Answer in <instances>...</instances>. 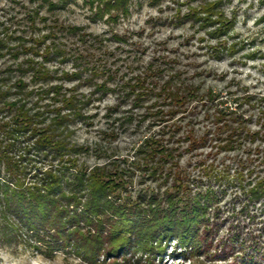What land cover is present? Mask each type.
Returning <instances> with one entry per match:
<instances>
[{"label": "rangeland", "instance_id": "1", "mask_svg": "<svg viewBox=\"0 0 264 264\" xmlns=\"http://www.w3.org/2000/svg\"><path fill=\"white\" fill-rule=\"evenodd\" d=\"M206 3H215L209 14L200 10ZM0 4V38L10 37L12 48L0 57V71H15L31 59L43 63L53 77L36 83L30 70L24 75L13 71L8 84L24 80L30 93L27 107L35 109L38 103L47 110L42 127L50 124L52 111L63 109L64 98L75 97L76 109H81V117L70 119L63 134L67 146L77 149L64 159L74 163L59 161V156L47 159L26 138L29 134L16 136L13 155L15 160L23 157L24 186L49 166L67 181L77 171L86 175L105 167L127 172L123 179L128 184L108 193L117 207L137 209L140 197L161 196L176 183L180 194L191 198L213 192L208 231L201 228V252L181 247L175 236L160 242L145 237L137 242L131 236L129 247L110 254L115 248L110 243L98 251L91 249L94 243L81 245L97 235L99 219L104 220L100 233L107 235L114 212H99L97 220L89 214L92 225L75 222V230L70 223L63 228L58 223L42 231L14 215L13 201L7 202L0 190V264H31L38 256L49 264H238L241 260L232 255L239 249L232 253L229 244L233 234L264 246V198L249 202L248 192L264 182V0H130L127 12L106 9L102 0ZM18 48L15 60L11 54ZM54 86H61L58 94L41 93ZM69 112L64 108L61 114ZM233 130L238 132L231 137ZM150 138L162 139L175 156L155 176L158 157L146 162L143 154L136 155ZM62 189L85 201L81 189L73 193L67 183ZM54 198L58 208L67 204L59 195ZM73 210L82 212L81 206ZM84 250L97 254L85 258Z\"/></svg>", "mask_w": 264, "mask_h": 264}, {"label": "trees", "instance_id": "2", "mask_svg": "<svg viewBox=\"0 0 264 264\" xmlns=\"http://www.w3.org/2000/svg\"><path fill=\"white\" fill-rule=\"evenodd\" d=\"M102 1L106 9L112 8L127 12L126 8L130 0ZM212 7H215V3H206L201 6L200 10L202 13L209 14L211 13ZM194 12H198V10ZM203 19L205 22H209V17H203ZM230 25L231 23L228 22V26ZM9 39L10 37L0 38L1 58L12 50V48L10 49L9 47ZM36 44H39V42ZM20 45L23 46V43H19V46ZM37 46L38 45H36V47ZM36 54H38V51H36ZM11 56L17 60L19 58V48L17 52L11 54ZM44 60H48L47 54L44 55ZM25 63V67H23V63L17 64L15 71L12 70L11 67L5 69L6 71H0V115L3 114L0 123V169L3 167L4 172L8 174L7 178H3L0 175V190H4L3 196L7 202L13 201L12 213L18 216L21 221L25 222L28 227L33 229H40L41 227L43 231L46 226L49 225V227H52L56 226L58 223L60 225L59 227L62 228L69 223L73 225L75 222L79 223L81 221L87 225L91 224L93 220L89 214H94L92 216H96L97 220L99 219L98 213L104 212L107 209L106 211L110 210L117 215L116 219L112 221V228L107 235L102 236L100 232L104 230L102 225L104 220L99 219L100 222L97 221L99 225L96 226L95 230V232H98L96 233L97 235H94L95 237L93 240H88L86 245H81L82 249L84 246H87V244L94 243L91 245V249L96 248L97 250L104 243H110L111 247H115L111 248L110 251L108 250L109 253L112 254L115 251L117 252V250H123L129 247L131 245L129 242L131 236L134 241L145 237L148 238L147 240H157L159 242L163 239H169L171 236H175L181 247L185 249L190 248L197 253L201 252V228L203 226L204 229H206V225L210 221L207 217L210 204L213 200V192H210V190L209 193L207 192L204 195L198 194L191 198L186 194L181 195V192L178 190L179 187H177L180 184L176 183L173 186L174 190L166 189L161 196L156 194L150 195V197H140L139 200L134 203L137 209L123 206L117 207L114 201L108 199V193H118L119 189L124 187L123 184H128V182H125L123 179V175L127 172L120 168H115L113 171L112 169L106 170L105 167H95L86 175L85 170L77 171L74 179L72 181H67L68 178L63 177L64 173L57 174L51 166H49L44 170L40 169L39 173H37V175H39L35 182L24 186V182L20 178L22 172L19 169V162L23 160V157L20 155L19 159L15 160L13 155L17 140L16 136L23 135L25 137L29 134L26 138H31L34 149L38 154H44V157L47 159L49 157L56 158V156H59V161L74 163L75 161L70 157L64 159V156L69 155L68 153L70 151L75 152L74 150L77 149H70V147L67 146L63 134L66 132L64 130L68 128L70 119L81 117V109H76V98H64L62 99V108L70 109L73 113L61 114L63 109H56L52 111L56 112V114L50 124L47 127H42V124H44L43 118L47 110H40V108H38L40 106H37L38 103L34 104L36 106L35 109L27 107L26 99L30 96V93L26 91L27 85L24 80L18 79L14 83V87H11L8 83L12 78L11 74L13 71L24 75L30 70L33 74L32 80L36 83H44L53 77H51V71L46 69L43 63L38 64L31 59L25 61ZM64 76L67 78L70 77L68 74H64ZM13 88H17V91H12ZM60 89L61 86H54L51 87L50 90H42L41 93L44 92V94L48 96L49 91L52 90L55 94H58ZM178 103L180 105L183 104L184 98ZM222 118L223 117L219 115L216 120L219 121ZM236 132L238 131H231L230 136L232 137ZM187 137L191 139L190 135ZM228 141L230 142V140ZM141 148L143 149H138L136 155H138V153L143 154L145 157L144 161H154L155 158L158 157L156 161L157 166L153 167L151 173L152 176H155L158 170L164 168L166 160L175 157L172 152L164 146L162 139H146L141 145ZM50 153L53 154V156H49ZM138 168H141V164L138 165ZM64 183H67L70 188L74 189L73 193H75L77 189L86 192V195L84 194L85 201L82 203L75 194H72V196L67 195L65 190L62 189ZM176 187L177 189H175ZM248 192L250 193L249 202L262 200V198H264V182L261 181L256 183ZM58 195L67 200V204L61 208L56 207V204L59 203V199L54 198V196ZM75 206H81V211L87 213H78L76 210L71 211V208ZM129 209L132 214H128ZM243 211H245V209ZM65 214L67 217L65 221L59 219L60 217H64ZM75 229V226L72 227V230ZM206 231L208 230L206 229ZM89 235L92 236V233ZM57 237L59 239L61 238V240L63 239L60 234H58ZM120 240H122V242ZM137 242H139V240ZM230 242L232 253L236 251L237 247L239 249L237 253L232 255L234 260H237V258L241 260L238 264L263 263L264 246L260 245V242L248 238L244 240L238 233L232 235ZM75 243L78 244L77 241ZM85 252L87 254L85 258L89 259H91L90 256H95L96 253H93L92 250H84L83 253ZM259 258H261V261H259Z\"/></svg>", "mask_w": 264, "mask_h": 264}, {"label": "clouds", "instance_id": "3", "mask_svg": "<svg viewBox=\"0 0 264 264\" xmlns=\"http://www.w3.org/2000/svg\"><path fill=\"white\" fill-rule=\"evenodd\" d=\"M3 4H0V7H3ZM31 264H49L48 260H45L43 257H37L36 259L32 260ZM75 264H82L80 260H76Z\"/></svg>", "mask_w": 264, "mask_h": 264}]
</instances>
